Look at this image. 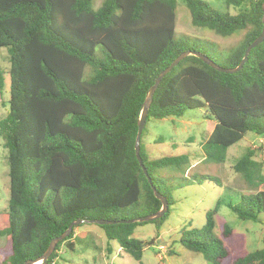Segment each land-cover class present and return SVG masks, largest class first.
<instances>
[{"label":"trees","instance_id":"obj_1","mask_svg":"<svg viewBox=\"0 0 264 264\" xmlns=\"http://www.w3.org/2000/svg\"><path fill=\"white\" fill-rule=\"evenodd\" d=\"M183 1L194 26L222 37L244 33L242 40L228 53L217 46L221 52L210 54L215 43L179 36L178 0H103L98 7L96 0H0V49H8L10 62L7 71L0 70V93L10 94L9 109L0 118L10 178L8 209L0 211V264L37 259L80 219L121 221L156 213L163 203L154 187L170 206L172 197L162 183L174 173L222 186L209 174L189 176L188 155L150 156L142 135L150 182L136 155L139 120L157 77L182 53L192 50L225 68L238 67L263 31L264 0H224L228 10L240 9L237 14L205 0ZM204 107L216 121L203 145L205 160L224 162L228 149L253 133L262 144L249 148L234 169L251 186L264 183L263 164L255 160L258 152L264 155V42L235 74L196 55L186 57L161 81L147 122ZM227 190L206 213V224L184 229L180 238L210 264H225L232 255L226 241L232 227L226 224L222 235L216 233L215 215L222 206L264 225V190ZM168 213L154 222L165 221ZM145 223L99 226L107 239L141 261L145 243L133 233ZM78 227L48 264H57L64 244L75 248L71 240ZM232 264H264V247Z\"/></svg>","mask_w":264,"mask_h":264},{"label":"rangeland","instance_id":"obj_2","mask_svg":"<svg viewBox=\"0 0 264 264\" xmlns=\"http://www.w3.org/2000/svg\"><path fill=\"white\" fill-rule=\"evenodd\" d=\"M102 1L96 0V7ZM205 1L221 12L237 14L240 10L235 6L228 10L224 0ZM176 31L179 36L199 37L215 43L216 45H211L210 54H219L221 51L218 47L224 50L223 53H228L227 50L239 44L244 35L241 33L222 37L211 30L194 26L183 0H178ZM9 67L8 49L1 48L0 70L7 71ZM8 85L7 77V88ZM7 91L0 93V118L9 109L10 94ZM215 125V119L209 117L208 107L186 110L182 117L151 118L146 123L142 141L150 156L158 158L165 155H188L190 167L186 173L189 176L193 173L209 174L218 177L222 186L211 180L197 182L185 179L183 173H174L164 178L162 185L172 197L165 221L160 224L146 222L138 225L133 233V238L145 243L141 261L125 252L117 241L107 239L98 224L85 223L81 227L77 226L71 240L75 243V248L70 249L67 244L61 247L57 264H210L203 254L191 251L181 244L183 230L203 227L206 224V213L213 210L217 201L230 191L227 188L244 193L264 190V183L257 187L251 186L234 169L237 160L249 148H258L263 139L249 132L228 149L224 162H208L204 158L203 145ZM7 155L0 137V211L8 209L10 178ZM255 160L262 162L264 173V155L258 152ZM215 220L216 233L219 235H222L226 224L232 227V234L226 240L232 255L225 264H232L234 258L264 247V225L242 220L226 206L220 208Z\"/></svg>","mask_w":264,"mask_h":264},{"label":"water","instance_id":"obj_3","mask_svg":"<svg viewBox=\"0 0 264 264\" xmlns=\"http://www.w3.org/2000/svg\"><path fill=\"white\" fill-rule=\"evenodd\" d=\"M263 13H264V3H263ZM263 42H264V28H263L261 35L251 45L248 46L243 60L241 61L239 66L236 68H225V67L219 65L218 63H216L215 61H213L207 55L201 54V53L196 52V51L189 50V51L182 53L180 56H178L175 59V61H173V63L169 67L164 69L159 74V76L157 77V79L155 81V84L150 88L148 96L144 102L142 114H141V117L139 120V129H138V135H137L136 146H135L138 161H139L141 167L143 168L145 174L148 176V178H149V175H148L147 169L145 168L143 158L141 156V139H142L144 129L146 127V123H147L149 111L151 108V104L153 102L154 94L157 91V89H158L161 81L163 80V78L166 75H168L175 67H177L181 63V61H183L189 55H196V56L200 57L206 64H208L209 66L213 67L214 69H216L222 73H226V74L238 73L244 68L245 64L248 62L251 51L254 48H256L257 46H259L260 44H262ZM149 181L152 182L150 178H149ZM154 192H155L157 198L160 199L163 203L162 208L158 212L153 213L151 215L143 216V217H140L137 219H132V220L111 221V220L101 219V220L89 221V220H81L80 219V220L74 221L70 224V226L68 227V229L64 233H62L60 236L54 238L51 241L49 247L47 248L46 252L42 256L38 257L37 259L28 260L26 264H48V261H49L50 257L52 256V254L56 251L58 244L60 242L64 241L65 239H67L68 237H70V235L73 233L74 228L76 226L81 225V224L96 223L98 225H105V224H116L119 222L120 223H135V222L143 223V222H153V221H156L158 219H161L169 211V208H170L169 202H168V199L166 197L162 196L158 192L156 187H154Z\"/></svg>","mask_w":264,"mask_h":264}]
</instances>
